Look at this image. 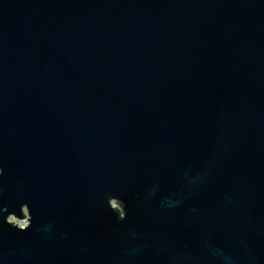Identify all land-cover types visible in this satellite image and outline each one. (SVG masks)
I'll list each match as a JSON object with an SVG mask.
<instances>
[{
  "label": "water",
  "instance_id": "water-1",
  "mask_svg": "<svg viewBox=\"0 0 264 264\" xmlns=\"http://www.w3.org/2000/svg\"><path fill=\"white\" fill-rule=\"evenodd\" d=\"M0 264H264V0H0Z\"/></svg>",
  "mask_w": 264,
  "mask_h": 264
},
{
  "label": "clouds",
  "instance_id": "clouds-1",
  "mask_svg": "<svg viewBox=\"0 0 264 264\" xmlns=\"http://www.w3.org/2000/svg\"><path fill=\"white\" fill-rule=\"evenodd\" d=\"M6 222V221H5ZM11 227H14V226H11Z\"/></svg>",
  "mask_w": 264,
  "mask_h": 264
}]
</instances>
